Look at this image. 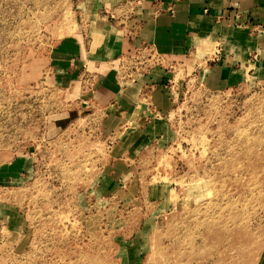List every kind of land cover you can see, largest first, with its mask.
Here are the masks:
<instances>
[{"label":"rangeland","instance_id":"obj_1","mask_svg":"<svg viewBox=\"0 0 264 264\" xmlns=\"http://www.w3.org/2000/svg\"><path fill=\"white\" fill-rule=\"evenodd\" d=\"M82 9L0 0V169L33 160L0 177V264H264V80L183 74L152 115L164 137L128 155L92 86L59 72Z\"/></svg>","mask_w":264,"mask_h":264},{"label":"crops","instance_id":"obj_2","mask_svg":"<svg viewBox=\"0 0 264 264\" xmlns=\"http://www.w3.org/2000/svg\"><path fill=\"white\" fill-rule=\"evenodd\" d=\"M82 8L57 71L68 87L75 79L92 86L88 97L108 113L110 144H120L115 129L125 131L128 155L164 137L152 115L170 107L184 75L211 91L264 80V0H82ZM30 161L15 158L14 172L2 168L0 177L17 179Z\"/></svg>","mask_w":264,"mask_h":264}]
</instances>
